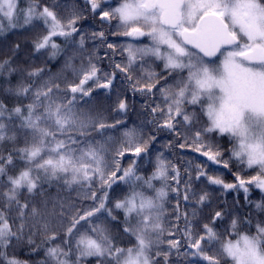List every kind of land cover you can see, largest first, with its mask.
Returning <instances> with one entry per match:
<instances>
[{
    "label": "snow or ice",
    "instance_id": "snow-or-ice-1",
    "mask_svg": "<svg viewBox=\"0 0 264 264\" xmlns=\"http://www.w3.org/2000/svg\"><path fill=\"white\" fill-rule=\"evenodd\" d=\"M86 3L93 13L101 9V0H86ZM21 4L22 0H0V33L42 22L44 34L34 40V51L47 52L50 59H55L64 51L56 38L63 37L67 41L78 32L79 13L73 11L65 19L56 11L59 5L55 3L49 7L40 0H23V7ZM100 17L102 21L117 19L124 29L120 33L123 36H147L151 40L149 46L129 45L125 49L127 65H116L121 72L129 73L137 59L154 57L163 61L164 69L170 74L187 73L186 77L181 75L174 87L160 89L166 108L157 105L152 113L163 116L162 128L176 130L180 117L185 125H191L198 117L185 111V105L199 104L207 124L195 131L194 150L208 161L220 163L222 152L203 137L206 133L227 135L232 142L231 157L249 169H259L257 175L248 180L236 175L237 183H225L217 176H208L209 184L222 185L225 190L243 189L246 197L249 185L264 192V0H121L119 6L101 11ZM93 36L103 38L104 33H93ZM79 44L83 48V36ZM15 47L18 49L19 45ZM108 47L114 48V45ZM205 57H216L219 64L214 60L206 61ZM71 60L69 57L66 67L72 66ZM5 71L8 74L15 71L8 60L0 62V75ZM98 71L89 60L88 66L81 67L77 74L78 83L68 84L62 92L59 83L43 79V68H33L27 73L26 83L21 81L14 89H5L19 102L11 108L0 102V148L4 144L11 145L10 150L0 151V264H26L9 256L7 249L13 239H22L29 221L43 220V230L48 232V201L34 203L32 199L42 193L45 184L51 186L61 181L68 188L86 186L90 194L86 192L84 199L93 203L89 208L68 206L70 216L64 240L67 248L48 247L44 264H81L88 257L97 258L98 264H160L150 253L155 245L162 243L160 238L165 229L161 221L168 192L166 184L157 188L154 181L166 182L171 178L179 185V172L171 166L175 175L170 177L169 165L160 157L149 176L137 174L136 159L121 169L115 157L126 153L141 157L147 153L150 141L141 142L136 128H127L119 120L113 125L95 122L90 115L75 109L77 94L81 97L92 94V89L86 88L89 82L96 83L98 88L113 86L114 77L106 76L101 83ZM154 77V73H149V81ZM127 79L132 81L133 78L129 74ZM137 84L139 91L147 93H152L157 86L152 82L137 81ZM69 93L71 98L65 102L62 97ZM23 100L29 102L24 104ZM127 107L126 102L120 100L116 111L126 112ZM117 125L124 126L125 130L120 147L114 152L112 167L107 159L111 137L98 141L91 136V131L103 135L106 129ZM223 166L227 168L228 162L224 161ZM205 175L198 165L197 179ZM117 181L128 185L129 190L109 208L112 201L107 189ZM94 183L99 187L91 190ZM172 191L179 193V188ZM98 192L103 194L98 195ZM22 197H25L23 201ZM207 198V193H203L197 203L204 204ZM188 199L185 188L184 200ZM257 208L264 205L258 203ZM60 209V216H65L63 203ZM114 209L123 212V232L134 238L130 247L117 246L104 223L93 222L99 221L105 213L107 222L115 221ZM195 215L193 212V217ZM222 216V212H215L211 223L199 226L197 235L194 229L198 225L185 215V227L178 230L183 231L191 255L207 264H221V257L226 264L228 261L264 264V223L256 225L255 234L240 233L239 221L234 218L229 236L235 235L236 239L221 240L212 225ZM179 218L177 214V220ZM82 222L88 224L83 232L80 231ZM168 235L175 234L169 232ZM56 238L55 232L47 236L50 242ZM167 243L169 250H179L181 245L175 239ZM216 243L220 245L219 250L216 255H210L205 245L210 247ZM155 255L161 252L157 250ZM163 255L164 264H168V252Z\"/></svg>",
    "mask_w": 264,
    "mask_h": 264
},
{
    "label": "rangeland",
    "instance_id": "rangeland-1",
    "mask_svg": "<svg viewBox=\"0 0 264 264\" xmlns=\"http://www.w3.org/2000/svg\"><path fill=\"white\" fill-rule=\"evenodd\" d=\"M40 2L42 5L47 4L49 7H52L54 3L59 5L56 11L65 19L73 11L79 13L80 19L76 24L78 32L73 37L68 38L67 41L63 37L56 38V42L61 45L64 51L55 59H50L47 52L37 53L34 51V40L44 34L42 22L36 21L33 25L0 33V62L8 60L10 67L15 69L11 74L5 71L0 75V102L5 103L9 108L19 102L14 94L6 92L5 89L9 87L14 89L21 81L26 83L27 73L33 68H43L45 72L43 79H51L54 83H59L63 92L68 84L78 83L77 74L79 70L81 67L86 68L89 60H91L99 70L100 82L102 83L106 76H113V86L104 89L98 88L94 82H89L86 88H91L92 94L87 97H81L77 94L75 109L78 112L90 115L95 122L113 125L119 120L127 128H136L141 142L150 141L147 153L141 157H134L131 153H126L123 157H115V159L120 161L121 169L127 168L132 160L136 159L137 174L149 176L155 170L157 157H160L169 165L170 177L175 175L171 166L174 165L179 172V185L171 178L166 182L154 181L157 188L166 184L168 196L164 201L161 221L165 229L160 238L162 243L155 245L150 255L158 260L160 264H164V252H168V264H207L200 257L191 255L192 250L187 248V241L184 239L183 231L178 230H182L185 227V215L190 221L198 225L194 229L197 235L200 234L199 226L206 222L211 223L212 217L217 211L222 212L223 216L212 226L220 235L221 240L236 239L235 235L229 236L231 221L234 218L239 221L238 231L240 233L255 234L256 225L264 223V208H257L258 203L264 205V192H261L255 185H249L246 197L243 189L225 190L222 185L209 184L207 177L217 176L224 180L225 183H237L236 175L248 180L252 176L257 175L259 169H249L246 165H242L238 160L231 157L229 149L232 144L227 135L221 136L218 133H206L203 137L205 142L218 147L222 152L221 162L214 163L215 167L210 165L207 157L194 150V133L207 124V117L204 115L201 105H185V111L195 113L198 119L193 120L191 125H185L183 118L180 117L174 131L162 128L163 116L159 113H152V109L157 105H160L161 108H166L160 89L174 87L181 75L186 77L187 73L180 74L176 72L170 74L164 69L163 61L154 57H145L143 60L137 59L129 73H123L116 68L117 64L127 65L128 54L125 49L129 45L134 48H143L151 44V40L147 36H144L141 41H132L130 37L121 35L120 33L124 29L119 26L117 19H112L109 25H102L97 22L101 11H108L119 6L121 0H114L113 4L108 6L103 5L101 1V9L97 10L96 13L91 12L90 5L83 4L81 0H40ZM21 6L23 7V0ZM99 32L104 33L103 38L93 36V33ZM81 36L84 37L83 48H80L79 44ZM109 44L114 45V48H109ZM16 45H19L18 49H16ZM69 57H72V66L66 67V61L69 60ZM216 64H219V61ZM149 73L155 74L154 79L151 81L148 79ZM129 74L133 78L132 81L127 79ZM116 76L117 78H115ZM137 81L141 84L152 82L156 83L157 86L152 93L141 92L138 90ZM62 98L66 102L67 99L71 98V94L69 93ZM120 100L126 102L128 106L126 112L118 113L116 111ZM22 102L27 104L29 101L23 100ZM124 130V126L121 125L105 130L103 135H98L90 130L91 136L95 140H105L111 137V149L107 154V159L112 167H114V152L120 147ZM20 143H23V139H21ZM182 144L185 146L181 147ZM4 149L10 150L11 145L4 144L0 151ZM224 161L228 162L229 166L227 168L223 166ZM198 165L206 173L205 176H201L199 179H197ZM98 187L99 185L94 183L91 190H96ZM177 187L179 188V193L173 192L172 189ZM185 188L188 189L189 195L187 201L184 200ZM128 190V185L119 181L111 189H107L112 201L108 207L112 208L115 200L122 198ZM86 192L90 194V190L86 186L74 185L68 188L63 185L62 181L51 186L45 184L42 193L36 194L32 202L48 201V212L50 213L46 217L49 225L48 232L46 233L43 230V220L39 222L29 221V226L25 228L22 239L19 241L12 240L10 247L7 249L8 255L15 256L21 262H26V264H44L47 260L45 253L48 247L60 246L67 248V245L64 244L66 238L65 229L70 216V213H67V208L69 205H74L75 208L91 207L93 202L84 199ZM203 193H207L208 198L204 204H198L199 196ZM102 194L98 192V195ZM26 196L27 194L25 193ZM25 197L21 198L22 201ZM60 203L65 205L67 213L63 217L60 216ZM177 208L179 213H177ZM193 212L196 213L195 217H193ZM113 214L117 217L115 221L107 222L105 213L100 216L99 221L94 220L93 222H103L117 246L124 248L132 246L134 238L123 232V212L114 209ZM177 214L180 216L179 220H177ZM244 215H246V221L249 225L245 223ZM82 224L81 232L88 228V224L84 222ZM53 232L56 233L57 238L55 241L50 242L47 240V236ZM169 232H173L175 235L169 236ZM29 239H31V243H29ZM169 239L181 242L179 250H169L167 243ZM72 243L74 246L75 238H73ZM219 247V243L210 247L205 245V250L210 255H216ZM157 250L161 252V255H155ZM81 264H98V261L95 257H88ZM221 264H226L224 257H221ZM227 264H231V262L228 261Z\"/></svg>",
    "mask_w": 264,
    "mask_h": 264
},
{
    "label": "water",
    "instance_id": "water-1",
    "mask_svg": "<svg viewBox=\"0 0 264 264\" xmlns=\"http://www.w3.org/2000/svg\"><path fill=\"white\" fill-rule=\"evenodd\" d=\"M106 2H108V1H110V0H105ZM133 38V37H132ZM134 40H137V39H139V37H136V38H133ZM216 57H212V58H207V57H205L204 59H206V60H209V61H211V60H214Z\"/></svg>",
    "mask_w": 264,
    "mask_h": 264
},
{
    "label": "flooded vegetation",
    "instance_id": "flooded-vegetation-1",
    "mask_svg": "<svg viewBox=\"0 0 264 264\" xmlns=\"http://www.w3.org/2000/svg\"><path fill=\"white\" fill-rule=\"evenodd\" d=\"M78 1H79V0H78ZM81 1H82V0H81ZM82 2H83V1H82ZM83 4H87V3H86V1H85V2H83ZM102 4H103V5H105V6H108V5H109V4H104V3H102ZM110 4H112V2H111ZM90 10H91V8H90ZM142 38H143V37H140V39H139L138 41H141V40H142Z\"/></svg>",
    "mask_w": 264,
    "mask_h": 264
},
{
    "label": "trees",
    "instance_id": "trees-1",
    "mask_svg": "<svg viewBox=\"0 0 264 264\" xmlns=\"http://www.w3.org/2000/svg\"><path fill=\"white\" fill-rule=\"evenodd\" d=\"M51 61H52V60H51ZM115 78H117V76H116ZM126 86H127V85H126ZM127 95H128V94H127ZM127 95H126V96H127ZM99 99H100V98H99ZM131 112H132V111H131ZM109 125H111V124L109 123ZM110 129H111V128H110ZM110 129H106V130H110ZM227 153H228V152H227ZM230 154H231V153H230ZM124 158H126V157H124ZM124 158H123V159H124ZM125 185H126V184H125ZM181 199H182V197H181ZM244 216L246 217V215H244ZM206 221H208V220H206ZM206 223H207V222H206ZM201 226H202V224H201ZM219 228H220V227H219Z\"/></svg>",
    "mask_w": 264,
    "mask_h": 264
}]
</instances>
